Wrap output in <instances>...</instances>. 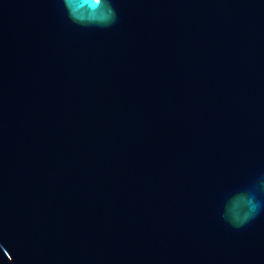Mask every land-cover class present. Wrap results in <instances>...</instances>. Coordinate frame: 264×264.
Masks as SVG:
<instances>
[{"label":"water","instance_id":"water-1","mask_svg":"<svg viewBox=\"0 0 264 264\" xmlns=\"http://www.w3.org/2000/svg\"><path fill=\"white\" fill-rule=\"evenodd\" d=\"M93 3L0 0V264H264V0Z\"/></svg>","mask_w":264,"mask_h":264},{"label":"clouds","instance_id":"clouds-1","mask_svg":"<svg viewBox=\"0 0 264 264\" xmlns=\"http://www.w3.org/2000/svg\"><path fill=\"white\" fill-rule=\"evenodd\" d=\"M86 3L90 2V0H85ZM95 3V0H94ZM93 3V5H94ZM66 7L69 9V14L72 16L73 19H76L78 22L82 21V18L75 17L72 12V5L71 0H65ZM109 12H110V19L108 21L109 24H112L116 20L115 10L111 7L109 3ZM259 205L254 201V198L242 200L238 202L232 212V221L234 224L240 225L243 224L247 219H249L254 213L258 211Z\"/></svg>","mask_w":264,"mask_h":264},{"label":"snow or ice","instance_id":"snow-or-ice-1","mask_svg":"<svg viewBox=\"0 0 264 264\" xmlns=\"http://www.w3.org/2000/svg\"><path fill=\"white\" fill-rule=\"evenodd\" d=\"M100 2H101V0H95V3H94V5H93V7H95L96 5H99Z\"/></svg>","mask_w":264,"mask_h":264}]
</instances>
